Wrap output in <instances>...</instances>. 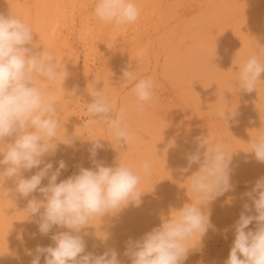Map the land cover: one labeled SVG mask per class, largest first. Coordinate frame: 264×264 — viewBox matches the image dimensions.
Masks as SVG:
<instances>
[{
    "label": "rangeland",
    "instance_id": "obj_1",
    "mask_svg": "<svg viewBox=\"0 0 264 264\" xmlns=\"http://www.w3.org/2000/svg\"><path fill=\"white\" fill-rule=\"evenodd\" d=\"M133 2L139 9L137 21L116 26L95 16V0H0V13L22 18L34 32L37 50L45 48L61 71L68 72L66 90L56 93L61 98L57 151L46 161L53 162L54 168L59 160L66 162L57 182L78 173L80 167L94 169L89 150L91 140L99 139L103 147L95 160L105 166L120 163L135 171L140 162H150V174L143 176L139 186L140 205L130 204L115 216L97 217L81 232L86 251L101 254L115 249L123 264H131L124 256L127 241L158 227L161 216L167 217L172 209L191 203L186 178L199 165L189 167L187 157L197 150V138L209 136L225 144L233 152V189L209 205L214 227L183 261L224 264L234 240L233 225L243 205L251 203L244 194L264 177V163L248 152L257 129L264 130V73L257 91L247 93L235 85L243 60L255 55L264 63V0ZM125 69L137 79L153 82L152 98L140 108L132 92L134 82L123 80ZM37 83L57 87L47 81ZM94 85L114 102V112L126 109L124 123L136 137L134 144L116 148L107 122H88L86 108L92 98L87 90ZM74 88L76 96L71 97L68 91ZM235 108L238 115L227 127L218 112ZM75 130L82 138L72 146L62 143L65 134L71 137ZM37 170L23 175L28 178ZM14 186L12 179L4 182L0 177V264H31L38 245L54 246L51 236L67 229L54 226L48 235H41L22 211L31 197L8 194L6 189ZM33 195L42 198L38 192ZM249 228L254 229L255 222ZM100 231L109 233L106 241L95 235Z\"/></svg>",
    "mask_w": 264,
    "mask_h": 264
},
{
    "label": "clouds",
    "instance_id": "obj_2",
    "mask_svg": "<svg viewBox=\"0 0 264 264\" xmlns=\"http://www.w3.org/2000/svg\"><path fill=\"white\" fill-rule=\"evenodd\" d=\"M94 12L99 20L116 26L134 23L139 17L133 0H95ZM33 35L22 18L0 13V177L4 182L14 181V188L6 189L8 194L12 191L21 197H31L22 211L25 220L37 224L41 235H48L54 226L67 229L51 236L54 246L38 245L31 264H41V257L44 264H123L115 249L101 254L86 251L81 232L97 217L115 216L130 204L139 206L143 195L139 186L143 176L150 174L151 164L140 162L135 171L126 164L105 166L95 160L97 150L103 147L95 139L91 140L93 145L89 150L94 169L80 167L78 173L57 182L62 170L67 168L66 162L59 160L54 168L46 157L54 156L57 151L61 98L56 93L66 90L63 85L68 72L66 68L61 71L45 48L37 50L39 46ZM262 73L264 63L255 55L249 56L239 65L236 88L247 93L257 91ZM123 80L134 82L132 92L137 108L152 98L154 85L150 78L137 79L132 70L125 69ZM37 81L57 87L53 90ZM87 91L92 98L86 108L88 122H107L116 148L134 144L136 137L124 123L126 109L114 112V102L102 88L94 85ZM68 92L71 97L76 96L75 88ZM237 115L236 108L218 112L227 127L228 121L235 120ZM257 130L248 152L264 163V130ZM76 138L82 136L75 130L71 137L65 134L62 143L72 146ZM197 141V150L187 157L189 167L199 165L198 171L186 178L192 193L191 203L172 209L167 217L161 216L158 227L139 239L127 241L124 256L131 264H183L189 252L202 243L209 228L214 227L209 205L233 189L230 167L233 152L229 153L225 144L209 136L198 137ZM201 149L205 151L202 153ZM32 169L38 170L25 178L23 173ZM45 179L48 182L42 185ZM37 192L42 198L33 195ZM244 195L251 203L243 205L233 225L234 240L224 264H264V177ZM253 222L255 228L250 229ZM95 235L101 241L109 237L107 232Z\"/></svg>",
    "mask_w": 264,
    "mask_h": 264
}]
</instances>
